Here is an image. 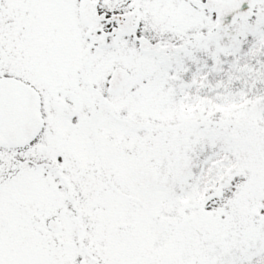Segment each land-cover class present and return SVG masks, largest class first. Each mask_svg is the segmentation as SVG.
Segmentation results:
<instances>
[{"label":"snow or ice","instance_id":"obj_1","mask_svg":"<svg viewBox=\"0 0 264 264\" xmlns=\"http://www.w3.org/2000/svg\"><path fill=\"white\" fill-rule=\"evenodd\" d=\"M0 264H264V0H0Z\"/></svg>","mask_w":264,"mask_h":264}]
</instances>
